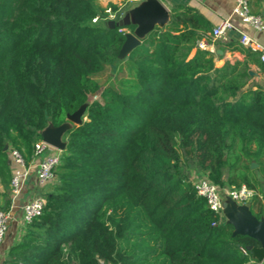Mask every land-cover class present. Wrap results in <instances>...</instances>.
<instances>
[{
	"label": "trees",
	"instance_id": "trees-1",
	"mask_svg": "<svg viewBox=\"0 0 264 264\" xmlns=\"http://www.w3.org/2000/svg\"><path fill=\"white\" fill-rule=\"evenodd\" d=\"M105 10L97 0H0L1 186L10 191L11 150L30 162L46 128L87 106L64 133L42 212L2 264H253L242 248L256 242L209 208L193 170L259 194V53L214 41L201 13L176 5L121 59L125 33ZM254 204L260 218L259 195Z\"/></svg>",
	"mask_w": 264,
	"mask_h": 264
},
{
	"label": "built area",
	"instance_id": "built-area-1",
	"mask_svg": "<svg viewBox=\"0 0 264 264\" xmlns=\"http://www.w3.org/2000/svg\"><path fill=\"white\" fill-rule=\"evenodd\" d=\"M105 12L108 20H116V12L111 7L106 8ZM233 15L257 31L264 30V18L262 15L252 12L249 0H234ZM100 20L99 17H95L91 22L98 23ZM232 28V22L229 19L224 20L212 29L211 37L214 40L221 39L225 32ZM239 41L243 47L251 51L261 52V60L264 62V46L261 43L246 33L241 34ZM201 46L205 47L206 44L202 43ZM209 48L214 50V46ZM60 158L61 151L45 142L42 138L34 144L32 160L36 162V182L39 187H45L54 181L55 169L60 163ZM10 160L12 177L9 188L11 200L14 202L23 193L27 183L30 181L32 167L30 162H27L25 156L17 149L10 151ZM193 185L198 195L206 200L209 208L221 214H224V202L226 199L230 198L237 204H246L252 202L259 195L254 189L249 188L245 184L239 187L222 188L203 174L200 177H193ZM45 202L44 197L25 202L22 206L24 222H30L38 216L42 212ZM10 220V213L0 209V243L9 230ZM242 251L250 254L246 248H242Z\"/></svg>",
	"mask_w": 264,
	"mask_h": 264
},
{
	"label": "crops",
	"instance_id": "crops-1",
	"mask_svg": "<svg viewBox=\"0 0 264 264\" xmlns=\"http://www.w3.org/2000/svg\"><path fill=\"white\" fill-rule=\"evenodd\" d=\"M146 0H97V3L102 8H108L111 4L116 5L118 10L121 11V16L118 20L122 19L126 13L133 11L136 7L140 6ZM161 5L169 12V16L171 15L172 9L176 5H187L194 9H196L199 13H201L212 25V29L217 25L221 24L224 20L229 19L232 24L233 28L226 31L225 34L221 39L214 40V41H224V42H234L239 41L240 36L242 33H246L250 35L252 38L257 40L264 46V30L257 31L253 27L243 23L239 18L233 15V7H234V0H158ZM251 10L255 14L262 15L264 18V0H249ZM133 19V18H132ZM129 30V29H128ZM127 30V31H128ZM240 43V41H239ZM214 46V50L216 49V45H210L211 47ZM211 51V48H209ZM260 59H261V52H258ZM243 58V55L239 52H226L225 59H234V58ZM262 61V60H261ZM224 59L219 61V64H222ZM263 62V61H262ZM153 65L152 61H149L146 66L151 67ZM257 74V81L258 83L264 85V72L261 71L257 66H254ZM32 167V175L30 181L27 183L26 188L24 189L23 193L13 202L11 200V195L8 187L4 191L3 187L0 184V209L8 211L11 215L10 226L9 230L0 243V264L6 259L7 251L9 247L15 242L18 241L22 235V227L24 224L23 219V210L22 206L25 202L29 200L27 197V191L31 184H36V162L30 161ZM258 178L261 182L260 185V192H259V199L263 202V213L260 218H264V178L258 175ZM37 187H39L37 185ZM43 188V187H40ZM31 200V199H30ZM227 200V199H226ZM254 200L251 202V209L253 214L257 216L259 213V209L257 205H253ZM251 255V254H250ZM251 263L253 264H264V259L259 261L257 258L251 255L250 259Z\"/></svg>",
	"mask_w": 264,
	"mask_h": 264
},
{
	"label": "water",
	"instance_id": "water-1",
	"mask_svg": "<svg viewBox=\"0 0 264 264\" xmlns=\"http://www.w3.org/2000/svg\"><path fill=\"white\" fill-rule=\"evenodd\" d=\"M133 18V19H132ZM169 12L161 5L158 0H146L133 11L125 14L120 20H111L112 28H120L125 33V41L119 53V58L126 59L130 52L141 44L142 38L149 35L157 27H163L169 21ZM135 26L134 30L130 27ZM129 29V30H128ZM128 30V31H127ZM218 54H223L222 50H217ZM86 105H82L73 114H68V122L59 127H48L42 132V139L62 151L65 147L63 136L71 124L80 125ZM8 146H5V151ZM11 165V160H9ZM258 167L257 162L251 163V168ZM251 203L237 204L228 198L224 202V216L234 226L233 235H242L254 240L256 244L247 245L246 249L259 261L264 259V218H258L253 214Z\"/></svg>",
	"mask_w": 264,
	"mask_h": 264
},
{
	"label": "rangeland",
	"instance_id": "rangeland-1",
	"mask_svg": "<svg viewBox=\"0 0 264 264\" xmlns=\"http://www.w3.org/2000/svg\"><path fill=\"white\" fill-rule=\"evenodd\" d=\"M114 69V68H113ZM193 177H200L201 173L199 172H195V170H193ZM49 186H45L43 188L37 187V185L31 184V186L29 187L28 191H27V197L30 199H36V198H43L44 194L47 192ZM4 191L6 190V188H3ZM251 203V202H249Z\"/></svg>",
	"mask_w": 264,
	"mask_h": 264
}]
</instances>
